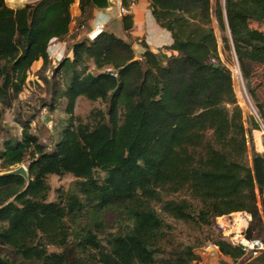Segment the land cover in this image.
Returning <instances> with one entry per match:
<instances>
[{
  "label": "trees",
  "instance_id": "trees-1",
  "mask_svg": "<svg viewBox=\"0 0 264 264\" xmlns=\"http://www.w3.org/2000/svg\"><path fill=\"white\" fill-rule=\"evenodd\" d=\"M75 1L79 29L92 18L90 0L17 8L0 0V131L7 129L1 114L39 60L37 81L53 100H65L68 116L50 149L30 131V120L20 123L19 138L1 139L2 171L24 164L27 176L0 173V245L18 264H194L205 242L242 258V246L203 233L215 218L244 212L250 220L243 237L264 235V156L250 146L248 160L250 131L247 137L212 24L248 87L255 65L264 77V0H148L155 22L171 35L165 49L175 54L153 53L133 38L126 13L121 36H83L70 45V57L52 63L47 47L68 36ZM137 1L120 0V7L128 11ZM134 43L142 49L137 57ZM78 97L105 109L82 122L73 115ZM42 107L53 110L52 102ZM66 174L74 181L47 201V176ZM163 216L183 223L193 243L181 242ZM257 262L264 264V252L249 264ZM0 264L13 263L0 254Z\"/></svg>",
  "mask_w": 264,
  "mask_h": 264
},
{
  "label": "rangeland",
  "instance_id": "rangeland-1",
  "mask_svg": "<svg viewBox=\"0 0 264 264\" xmlns=\"http://www.w3.org/2000/svg\"><path fill=\"white\" fill-rule=\"evenodd\" d=\"M34 1L36 0H4L5 4L10 6L11 8H17L22 6L23 4L31 3ZM113 12H117V10L115 11V9H113ZM70 13L72 17L75 14H78L76 1L71 6ZM120 13L122 16V12ZM121 16L119 18L112 19L109 22L108 26L104 27L102 30L109 31L117 35H122L120 24ZM117 23H119V25H117ZM88 30L89 24H85L82 28L77 29L76 18L74 17L72 23L70 24V32L68 36L63 40L75 39L74 41H76L78 39V36L79 38L86 36L85 34L88 32ZM216 34L218 38V44L220 46V32L217 30ZM135 55L136 57L138 56L137 53H135ZM220 63H222L230 71L233 93L236 99V104L241 109L242 119L244 122V128L246 130L247 137L249 136L247 132L250 131V142L247 143L248 160L250 159V146L256 152L264 156V148L262 145V140L264 139V77L261 75V70L254 69V74L249 80V84L247 87L241 77L236 59L232 51H225L220 57ZM89 68L92 72L94 71L92 64H90ZM36 74L37 71L33 73L31 71L29 72L26 80L25 89L13 102L12 106L6 109L1 114L2 124L7 126V129H2L0 131V142L1 139L7 134L19 138L21 133L20 123L24 122L25 120H30V131L38 137L39 141L43 143L47 147V149H50L58 138L62 126L66 124L68 116L65 114L64 110L65 100L61 98H56L53 100L51 98V93L48 89V86L42 81L38 82L36 79L37 77H35ZM39 75L42 77L44 76L43 72H40ZM251 91L254 93L255 97H253ZM49 102H52V111H49L47 107H42L43 103L48 104ZM93 109L104 110L105 106L100 101L92 102L86 100L83 97H78L74 104L73 115L80 121L86 122L88 119L89 112ZM253 122L257 123L258 129L250 128L251 123ZM20 165L24 166V164H19L17 166L11 167L10 170ZM0 173H5L2 171L1 167ZM73 181L74 178L69 174L63 175L61 177L55 175H48L46 178V182L49 185L47 201H55L58 195L57 190L65 191ZM174 197L175 196H164V198ZM177 197L180 198V195H178ZM163 218L171 226V231L177 236V238L181 242H183L184 244L193 243V241L188 235V229L183 223L179 221H174L164 216ZM109 219L110 218H107L108 221ZM218 223L222 225L221 228L218 226ZM243 223V214L241 215L240 212L231 213L229 215H224L215 218L213 226L211 228H205L203 233L208 238H213L219 235L223 240L236 246V241H233L232 239L234 236L233 234H235L238 238L236 239L238 242L239 238L245 239L242 233L247 226L243 227ZM238 233H240L239 237ZM207 244L210 243L205 242V245L200 246L196 249L201 261L199 263L196 262L194 264H209V261L212 259L211 255H204L203 253L212 248H205ZM237 246H241L240 243H238ZM262 248H264V246H262ZM48 251H56V249L48 247ZM0 254L8 258L13 264H18L16 259L11 256L9 250L1 245ZM251 254L252 253L249 250L247 252V256L249 257L251 256ZM219 264L225 263L219 261Z\"/></svg>",
  "mask_w": 264,
  "mask_h": 264
},
{
  "label": "crops",
  "instance_id": "crops-1",
  "mask_svg": "<svg viewBox=\"0 0 264 264\" xmlns=\"http://www.w3.org/2000/svg\"><path fill=\"white\" fill-rule=\"evenodd\" d=\"M221 3L223 0H220ZM115 3L114 7H108L105 9H96L92 8L91 14L92 18L89 21V31L85 34L86 37L89 39H92L98 32H100L104 27H107L109 22L112 19L119 18L121 16V13L119 11L120 9V0L113 1ZM8 6V5H7ZM10 7V6H9ZM11 8V7H10ZM113 9L117 12H113ZM130 13L132 15V28L129 31V34L133 38H137V41L143 40L144 43L147 45L150 51L153 53H160L165 56H169L170 54H175V52L167 51L165 48L170 46L172 40L171 35L168 31L165 29L160 28L157 23L155 22L149 8H148V0H138L137 3L132 5L130 9L126 12ZM124 14V13H122ZM78 14H75L73 17H77ZM119 25V23H117ZM213 29L216 36V43H217V52L219 58L224 53L222 48V43L219 46L218 44V38L216 31L218 30L217 24L215 21H213ZM251 28H255L254 24L249 25ZM119 30V28H118ZM117 35V34H115ZM121 36V35H117ZM79 38V36L77 37ZM75 39L70 40H51L48 47H47V54L52 63L58 62L62 57L67 56L70 57V45L75 42ZM221 40V39H220ZM133 49L136 51L138 55L141 53L142 49L137 44L134 43ZM42 62L36 61L31 66L30 71L33 73L37 71L41 67ZM254 69H260L261 66L255 65ZM259 151V150H257ZM241 215L243 214V227H246L248 224V221L250 220V216L247 215L244 212H240ZM258 242V243H257ZM253 244H256L252 247ZM248 247L250 249H245L246 253L242 258L232 260L228 256H224L220 254L216 247L210 248V250L203 252L204 255H211V260L209 261V264H219V261H222L225 264H249L254 258L260 256L262 252H264V236L262 239L255 240V243L250 242L248 243ZM252 247V248H251ZM257 249V250H256ZM251 251V256H247V252ZM201 260L197 263H199ZM260 264L259 262H257Z\"/></svg>",
  "mask_w": 264,
  "mask_h": 264
},
{
  "label": "water",
  "instance_id": "water-1",
  "mask_svg": "<svg viewBox=\"0 0 264 264\" xmlns=\"http://www.w3.org/2000/svg\"><path fill=\"white\" fill-rule=\"evenodd\" d=\"M90 1H91L92 6L94 8H96V9H99V10L115 6V3L112 0H90ZM213 67L216 68L217 65L214 64ZM220 69L222 70L223 67H221ZM3 174H6V175H20L23 178H26V176H27L26 169L22 165L14 168V169H12L10 171H7V172H5Z\"/></svg>",
  "mask_w": 264,
  "mask_h": 264
},
{
  "label": "built area",
  "instance_id": "built-area-1",
  "mask_svg": "<svg viewBox=\"0 0 264 264\" xmlns=\"http://www.w3.org/2000/svg\"><path fill=\"white\" fill-rule=\"evenodd\" d=\"M120 12H122V13H126L127 12V10H125V9H123V8H120ZM260 31L264 34V25H262L261 27H260ZM49 72H48V70H46L45 71V74L47 75ZM218 226L221 228L222 227V225L220 224V223H218ZM234 236H233V241H236V246H237V244L238 243H240V245L244 248V250L245 249H250V248H247V246L245 245V243H246V240L245 239H243V238H239V242L236 240V239H238L237 237H236V235L235 234H233ZM240 236V233H238V237ZM207 247H215V246H213V245H211V244H207L206 246H205V248H207ZM206 251V250H205Z\"/></svg>",
  "mask_w": 264,
  "mask_h": 264
},
{
  "label": "bare ground",
  "instance_id": "bare-ground-1",
  "mask_svg": "<svg viewBox=\"0 0 264 264\" xmlns=\"http://www.w3.org/2000/svg\"><path fill=\"white\" fill-rule=\"evenodd\" d=\"M250 242L255 243V240H254V241H246L245 245L248 247V246H249L248 243H250ZM257 243H258V242H257ZM254 245H256V244H253V246H254ZM253 246H252V247H253ZM252 247H251V248H252Z\"/></svg>",
  "mask_w": 264,
  "mask_h": 264
}]
</instances>
